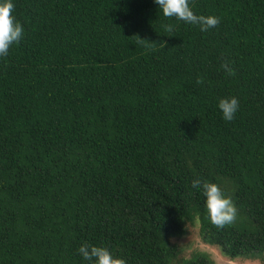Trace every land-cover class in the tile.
I'll use <instances>...</instances> for the list:
<instances>
[{"label":"trees","instance_id":"obj_1","mask_svg":"<svg viewBox=\"0 0 264 264\" xmlns=\"http://www.w3.org/2000/svg\"><path fill=\"white\" fill-rule=\"evenodd\" d=\"M13 3L23 34L0 56V264H88L85 243L126 264H215L179 260L196 219L225 257H264V0H189L218 17L207 31L153 0ZM197 178L231 199L232 223L210 222Z\"/></svg>","mask_w":264,"mask_h":264},{"label":"clouds","instance_id":"obj_2","mask_svg":"<svg viewBox=\"0 0 264 264\" xmlns=\"http://www.w3.org/2000/svg\"><path fill=\"white\" fill-rule=\"evenodd\" d=\"M153 3L158 6V12H162L163 16L197 25L201 31H207L219 23L218 17L195 14L189 0H153ZM13 9V0H0V56H6L10 47L22 39L23 27L15 20ZM165 30L172 31V25H165ZM222 67L226 73H231L232 69L227 62ZM217 107L221 111L222 118L231 121L239 109V101L235 96L220 98ZM192 187L202 192L207 216L212 224L223 227L234 221L237 210L217 183H202L197 178L192 181ZM78 252L88 264H126L124 259L114 256L106 247L85 243L78 248Z\"/></svg>","mask_w":264,"mask_h":264},{"label":"rangeland","instance_id":"obj_3","mask_svg":"<svg viewBox=\"0 0 264 264\" xmlns=\"http://www.w3.org/2000/svg\"><path fill=\"white\" fill-rule=\"evenodd\" d=\"M186 230L185 236L175 240L176 244L182 249L179 260L181 258L189 259L196 252H200L207 254L215 264H264V257L262 256L231 260L225 257L217 247L205 244L200 235V222L197 219L189 223Z\"/></svg>","mask_w":264,"mask_h":264}]
</instances>
